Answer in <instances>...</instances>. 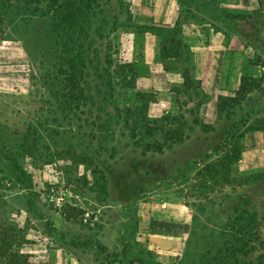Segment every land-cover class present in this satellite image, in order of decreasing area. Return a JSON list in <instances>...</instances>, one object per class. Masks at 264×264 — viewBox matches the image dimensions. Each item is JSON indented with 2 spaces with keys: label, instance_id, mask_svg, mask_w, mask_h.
Masks as SVG:
<instances>
[{
  "label": "rangeland",
  "instance_id": "rangeland-1",
  "mask_svg": "<svg viewBox=\"0 0 264 264\" xmlns=\"http://www.w3.org/2000/svg\"><path fill=\"white\" fill-rule=\"evenodd\" d=\"M136 4L0 0L17 263L264 264V0H182L171 28Z\"/></svg>",
  "mask_w": 264,
  "mask_h": 264
},
{
  "label": "crops",
  "instance_id": "crops-1",
  "mask_svg": "<svg viewBox=\"0 0 264 264\" xmlns=\"http://www.w3.org/2000/svg\"><path fill=\"white\" fill-rule=\"evenodd\" d=\"M181 2L182 0H138V4L136 5L140 8L141 13L151 15L153 17L154 23L157 26L171 28L175 26L180 17ZM241 3L242 0H234L235 5H240ZM149 11L151 12L148 13ZM183 31L184 32L181 35L183 44L191 48L192 51H196L199 55V59H202V53L205 54V61L202 62L203 66H201V68L206 70V68L214 67L213 63L211 62V55L217 52L214 51L216 50L214 46L216 44L214 38L216 39L217 35L213 36V33L211 35H208L207 33H204L200 30L198 31L194 29L193 24L190 23L185 24V28L183 29ZM152 38L153 36L147 39V44L151 40H153ZM198 40L199 44L197 43ZM178 75L181 76L180 74ZM208 77H210L209 74ZM179 79L181 82L183 81L182 76Z\"/></svg>",
  "mask_w": 264,
  "mask_h": 264
},
{
  "label": "trees",
  "instance_id": "trees-1",
  "mask_svg": "<svg viewBox=\"0 0 264 264\" xmlns=\"http://www.w3.org/2000/svg\"><path fill=\"white\" fill-rule=\"evenodd\" d=\"M172 43L174 45L170 47H163L162 54L165 53L172 58H178L181 55L182 44L177 39H172ZM186 75L187 73H185V78L187 79ZM207 126L208 125H204V128H206ZM241 137H244V135H242ZM238 155L239 158L242 156L241 148L238 149ZM2 205L3 204L0 201V207H2ZM18 231L19 230L16 225L11 223L6 217H3V214L0 212V264H18L17 262L20 256L17 255V253L13 249L18 239Z\"/></svg>",
  "mask_w": 264,
  "mask_h": 264
}]
</instances>
